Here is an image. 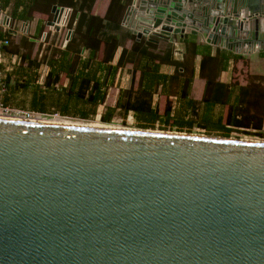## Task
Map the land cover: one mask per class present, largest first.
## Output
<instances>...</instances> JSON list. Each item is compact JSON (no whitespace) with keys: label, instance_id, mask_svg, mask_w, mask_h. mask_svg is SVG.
I'll return each mask as SVG.
<instances>
[{"label":"water","instance_id":"water-1","mask_svg":"<svg viewBox=\"0 0 264 264\" xmlns=\"http://www.w3.org/2000/svg\"><path fill=\"white\" fill-rule=\"evenodd\" d=\"M122 23L264 52V0H132ZM41 122L0 118V264H264V141Z\"/></svg>","mask_w":264,"mask_h":264},{"label":"trees","instance_id":"trees-1","mask_svg":"<svg viewBox=\"0 0 264 264\" xmlns=\"http://www.w3.org/2000/svg\"><path fill=\"white\" fill-rule=\"evenodd\" d=\"M98 1L0 0V11L11 25L0 28V41H7L0 46V104L82 120L99 116L103 124L131 115L140 129L198 128L208 135L239 132L264 138V73L249 72L246 57L213 50L187 34L185 50L175 59L172 43L159 50L123 27L132 0H108L102 13L96 11ZM54 5L68 10L69 17L51 32L46 22ZM37 14L33 35L15 39L13 24ZM4 56L10 70L2 63ZM231 63L232 78L223 83L219 76ZM163 66L173 72L163 73ZM124 73L130 78L127 88L120 86ZM195 76L203 82L199 99L192 95ZM112 88L117 93L110 105Z\"/></svg>","mask_w":264,"mask_h":264},{"label":"crops","instance_id":"crops-1","mask_svg":"<svg viewBox=\"0 0 264 264\" xmlns=\"http://www.w3.org/2000/svg\"><path fill=\"white\" fill-rule=\"evenodd\" d=\"M108 0H99L97 7H96V11L99 13H102L105 9V6L107 4ZM1 12V17H0V28L2 29H6L9 26L4 24V14L2 11ZM67 13V11H66ZM65 17V12L62 16V19ZM40 16L37 14L35 15V17L29 21V22H18V23H14L13 24V35L15 37V39H18L21 36L24 35H33L34 30L38 24V20H39ZM10 25V24H9ZM11 26V25H10ZM123 27L129 31V28L126 25H123ZM49 31L51 32H56L54 31L53 28L49 27ZM130 32V31H129ZM131 33V32H130ZM132 34V33H131ZM189 33L184 34L183 38L185 37V35H187ZM191 35V34H190ZM196 36V35H195ZM183 38H179V36H176L173 42H169L167 39H163V38H154L157 40V43H154L157 45V49L161 50L163 49L165 46H167V44L172 43L173 45V49H174V58L175 59H180L184 50H185V45L183 43ZM197 40L200 43H205L204 39L197 35L196 36ZM146 39H142V41H145ZM41 40H37V42H40ZM153 43V42H152ZM127 47H129L131 45L130 41L126 42ZM207 44V43H205ZM209 45V44H208ZM212 47L213 50L215 49H222V48H218L212 45H209ZM222 50H226V49H222ZM228 51V50H226ZM230 52V51H228ZM232 53V52H230ZM264 53V52H263ZM235 54V53H232ZM235 55H239V54H235ZM239 56H243L246 57L247 59V64H248V68H249V72L251 73H264V57H260L259 53L258 54H251V55H239ZM198 59V58H197ZM2 63L6 65V70H10L11 67L8 65L9 62V58H7V56H4L2 58ZM231 68H232V63L230 64L229 68L225 71H223L220 76L219 79L221 82L223 83H228L231 78H232V74H231ZM161 71L163 73L166 74H171L173 72V68L170 66H163ZM240 81H242L244 78L243 76H240ZM130 84V78L128 76V74H123L121 81H120V86L122 88H127ZM202 86H203V82L197 77L195 76L194 81H193V86H192V95L195 99H199L200 95H201V91H202ZM116 93H117V89H111L110 93L107 97V104L112 105L115 101L116 98ZM101 111V108L98 109V112Z\"/></svg>","mask_w":264,"mask_h":264},{"label":"rangeland","instance_id":"rangeland-1","mask_svg":"<svg viewBox=\"0 0 264 264\" xmlns=\"http://www.w3.org/2000/svg\"><path fill=\"white\" fill-rule=\"evenodd\" d=\"M46 121H48V120H46ZM59 121L73 122V123L78 122V123H82V124H93V125L99 124V125H107V126H113V127H125V128H129V129H140L136 126V122L131 115H128L125 119H122L120 117H115L111 122L104 123V124H103V122H101L99 120V116H96L95 118H93L91 120H82V119H78V118L66 117V119H60ZM152 130H160V129L154 128ZM164 131L179 132V131H176L175 129H172V130L166 129ZM262 132L264 133V127H263ZM182 133H190V134H196V135H208V134H205L203 132V130L198 129V128H193L192 131H190V132L182 131ZM210 136H216V135H210ZM229 137L234 138V139H243V140H247V141H252V140L264 141L263 137L258 136V135H254L253 133L232 132Z\"/></svg>","mask_w":264,"mask_h":264},{"label":"built area","instance_id":"built-area-1","mask_svg":"<svg viewBox=\"0 0 264 264\" xmlns=\"http://www.w3.org/2000/svg\"><path fill=\"white\" fill-rule=\"evenodd\" d=\"M4 24L8 25L7 22H4ZM6 44L7 41H3V42L0 41V46ZM0 115L12 117L16 120L36 121V122L52 120L55 118H66L65 116H60L58 113H39L29 110L5 107L2 104H0Z\"/></svg>","mask_w":264,"mask_h":264},{"label":"bare ground","instance_id":"bare-ground-1","mask_svg":"<svg viewBox=\"0 0 264 264\" xmlns=\"http://www.w3.org/2000/svg\"><path fill=\"white\" fill-rule=\"evenodd\" d=\"M0 118L1 119H9V120H16L12 117H7V116H3V115H0ZM60 119H66V118H55V119H52V120H48V121H39L41 123H47V124H57V125H72V126H86V127H94V128H117V129H128V128H125V127H113V126H107V125H99V124H82V123H78V122H63V121H59ZM195 136V135H194ZM196 136H200V135H196ZM242 141H246V142H250V141H247V140H242Z\"/></svg>","mask_w":264,"mask_h":264}]
</instances>
